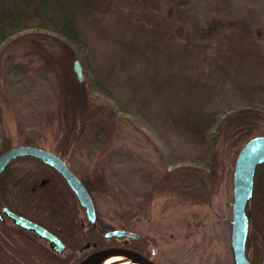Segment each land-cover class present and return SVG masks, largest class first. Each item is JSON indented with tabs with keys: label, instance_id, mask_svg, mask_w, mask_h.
<instances>
[{
	"label": "rangeland",
	"instance_id": "rangeland-1",
	"mask_svg": "<svg viewBox=\"0 0 264 264\" xmlns=\"http://www.w3.org/2000/svg\"><path fill=\"white\" fill-rule=\"evenodd\" d=\"M208 1L104 0L80 16L83 44L37 27L0 42V152L36 145L85 171L101 219L147 236L157 264H233L234 164L222 138L207 153L197 126L211 112L216 124L239 112L264 127V0H230L218 17ZM16 165L40 166L29 157ZM42 178L29 186L48 192L46 222L85 223L64 187ZM263 212L255 219L264 223Z\"/></svg>",
	"mask_w": 264,
	"mask_h": 264
},
{
	"label": "trees",
	"instance_id": "trees-1",
	"mask_svg": "<svg viewBox=\"0 0 264 264\" xmlns=\"http://www.w3.org/2000/svg\"><path fill=\"white\" fill-rule=\"evenodd\" d=\"M184 1L189 3L191 7H196L203 2V0ZM103 2L104 0H0V42L22 29L37 27L45 28L56 33L70 44H83L84 36L79 26L80 16L84 11L100 10ZM229 5L230 0H209L206 8L209 12L208 14L218 17ZM104 73L105 71L102 68H94L97 83L102 87H104L102 84ZM218 117L217 112L207 114L205 124H198L197 126L199 127L198 134L204 140L207 153H209L213 144L219 138H222L220 145L223 146L225 142L224 151L226 155H229L231 164H234L236 155L242 146L241 144L248 138L261 134L264 127L259 128L260 124L256 120L244 118L243 114L239 112L227 118L225 116L219 121L221 123L218 122L219 124H216L219 119ZM213 124L217 125V134L214 138L208 134V128ZM213 139L215 140L214 143L212 141ZM16 160L12 161L0 175V202L54 232L66 243L67 248L59 254L35 234L28 237L17 233L15 241L16 261H8L7 256L4 262L0 264H77L74 252L82 242L86 240H98L99 244L112 242V240L107 241L102 236V232H106L112 229V227L101 219L97 210L95 225L86 221L82 223L81 220L75 225L64 229H57L49 225L43 218V212L45 210L43 204L48 200V192L46 189H42L41 191L36 190L35 187L29 186L30 182L32 183L34 178L42 176L44 180H41V186L47 185L48 182L60 183L69 195L66 202L69 204L71 210L79 206L76 203L73 193L60 174L52 167L39 161V167L31 169L21 168L16 165ZM75 172L80 176V179L90 194H92L93 186L85 171L82 170L81 173ZM229 174L231 179L232 169L229 170ZM261 177H264V162L256 167L253 193L247 206L249 227H251V230L252 228L261 226L259 220L255 218L258 216V211H264V198L257 199L259 191L258 180ZM23 194L31 196L29 202L26 206L23 204L17 208L16 205L18 203L14 198L16 195L21 196ZM123 228L131 231L134 230L128 226H124ZM140 235V239L130 238V244L140 252L149 254V251L146 249L149 239L147 236ZM251 243L252 233L247 236L246 247Z\"/></svg>",
	"mask_w": 264,
	"mask_h": 264
},
{
	"label": "water",
	"instance_id": "water-1",
	"mask_svg": "<svg viewBox=\"0 0 264 264\" xmlns=\"http://www.w3.org/2000/svg\"><path fill=\"white\" fill-rule=\"evenodd\" d=\"M73 70L77 78L82 80V65L78 59L73 61ZM20 157L36 159L56 170L73 193L76 202L83 209L86 221L95 225L96 208L93 199L84 183L62 157L40 146L31 144L14 145L0 152V175L13 160ZM263 162L264 134L254 135L243 143L233 165L232 199L230 202V249L234 264H251L246 255V239L249 229L247 206L253 193L256 167ZM2 213L10 218L16 226L31 231L38 238L43 239L55 252L60 254L66 250L67 245L55 233L43 225L11 210L7 206L0 208V217H2ZM104 237L138 238L139 234L123 228H116L106 231ZM90 245V241H85L78 247V251L82 252L90 247ZM109 253L129 256L139 264H157L150 257L135 249L117 246H108L94 250L81 259L77 257V264H91L98 257Z\"/></svg>",
	"mask_w": 264,
	"mask_h": 264
},
{
	"label": "flooded vegetation",
	"instance_id": "flooded-vegetation-1",
	"mask_svg": "<svg viewBox=\"0 0 264 264\" xmlns=\"http://www.w3.org/2000/svg\"><path fill=\"white\" fill-rule=\"evenodd\" d=\"M23 197H25L24 206H26L27 203L29 202V198L31 197L29 195H21V196L16 195L15 201L17 203H19V201H21V199ZM3 206H6V205H4L0 202V208ZM79 221H80V218L77 222H79ZM259 223L261 224V226L256 227V228H252V243L249 245L248 249L246 248V255H247L251 264H263V262H264V227H263L264 223L260 220H259ZM58 229H61V228H58ZM17 233H20L21 235L28 236V237H31L32 234H34L31 231H28V230H25L21 227L16 226L11 221L10 218H8L4 213H2V217H0V263L4 262L5 258H7V256H8V261H11V260L16 261L15 241H16ZM104 233L105 232H102L103 237H104ZM104 238L107 241L112 240V242L107 243V244H104V243L99 244L98 240H86V241H90L91 245H90V247H88L87 249H85L84 251L81 252V251H78V247L83 243L82 242L79 246H77V249L74 252L75 258L76 259H77V257L82 258L94 250H98V249L105 248L108 246L125 247V248H132V249L137 250L135 247H133L130 244V237H123V238H115V237L107 238V237H104ZM140 238H141V235L139 234V237L137 239H140ZM146 249L149 251V254H145L143 252H141V253L146 255L147 257H150L153 260V255L155 252L154 249H152V250L149 249L148 245L146 246ZM137 251H139V250H137ZM79 253H81L82 255L80 256ZM232 261H233V259H232ZM233 264H234V262H233Z\"/></svg>",
	"mask_w": 264,
	"mask_h": 264
},
{
	"label": "bare ground",
	"instance_id": "bare-ground-1",
	"mask_svg": "<svg viewBox=\"0 0 264 264\" xmlns=\"http://www.w3.org/2000/svg\"><path fill=\"white\" fill-rule=\"evenodd\" d=\"M91 264H139L135 259L117 253H109L95 259Z\"/></svg>",
	"mask_w": 264,
	"mask_h": 264
}]
</instances>
